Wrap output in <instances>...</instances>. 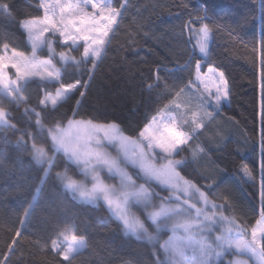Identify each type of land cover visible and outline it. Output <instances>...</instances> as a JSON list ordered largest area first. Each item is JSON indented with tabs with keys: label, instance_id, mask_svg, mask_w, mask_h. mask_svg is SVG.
Here are the masks:
<instances>
[{
	"label": "snow or ice",
	"instance_id": "snow-or-ice-1",
	"mask_svg": "<svg viewBox=\"0 0 264 264\" xmlns=\"http://www.w3.org/2000/svg\"><path fill=\"white\" fill-rule=\"evenodd\" d=\"M130 2L37 0L42 15H32L0 0V19L14 21L28 42L21 50L0 26V130L20 133L14 146L29 154V163L39 172L30 200L23 201L15 220L0 216V231L5 234L0 264H12L14 259L16 264H29L38 253L59 264H76L85 249L96 259L84 264H264V149L259 163L260 208L250 223L233 211L231 193L222 190L226 181L211 171H199L205 161L223 168L213 157L223 154L230 143L228 122L237 123L232 117L218 123L233 87L219 64L210 66L211 40L226 26L212 21L206 11L194 18L188 13L181 34L185 27L198 32L197 56L170 42L171 33L163 27L154 30L151 22L127 18ZM161 6L189 9L186 0H172L153 11ZM122 23L131 30L126 31L121 50L133 55L131 62L125 56L118 63V71L131 85L122 95L133 108L138 96H146L152 106L132 131L115 120L77 118ZM227 34L237 43L242 39L235 27L228 26ZM137 37L155 57L151 61L140 57L143 68L135 59L140 52ZM200 56L209 58L203 66L206 73ZM252 56L255 69V45ZM259 61V114L264 124V41ZM181 64L187 76L173 80L174 68ZM32 86L39 90L37 103L25 108V114L29 123L35 118L36 135L18 128L11 108L5 107L28 103L24 93ZM18 161L19 156L10 157L6 148H0V178L15 175ZM240 171L242 180L255 182L254 169L244 164ZM45 186L43 211L58 226L54 235L42 238L30 228ZM17 189L24 190L22 185ZM101 203L110 217L107 230L146 244L147 256L114 253L101 241L90 243L74 223L65 222L69 204L99 208Z\"/></svg>",
	"mask_w": 264,
	"mask_h": 264
},
{
	"label": "trees",
	"instance_id": "trees-1",
	"mask_svg": "<svg viewBox=\"0 0 264 264\" xmlns=\"http://www.w3.org/2000/svg\"><path fill=\"white\" fill-rule=\"evenodd\" d=\"M15 4L18 9H23L26 13L32 15H42V11L37 6V0H8ZM118 2V0H116ZM172 0H131L128 11L125 16L133 21L142 20L144 23L151 22L155 30L156 26L163 27L171 35L168 40L174 45H178L182 51L194 52L199 56L197 45L193 36V30L183 29L181 26L186 23L188 13H200L207 16L212 21L225 25V30L214 33L210 43L211 60L214 66L219 64L226 72L233 87L230 96V103H224L223 115L218 119L219 124H225L227 117H232L237 123L233 125L228 122L226 131L230 143L223 154L217 153L213 159L221 161L223 168H213L209 161L204 162V166L199 169L202 174L213 172L217 179L223 178L226 181V189L231 193L233 202V211L238 218L243 219L245 223H250L256 218V212L260 208L259 182L251 179L240 178L242 173L241 166L252 159L257 167L262 159L261 136L264 135V124L261 122L259 114L260 91H259V45L264 41V0H186L189 9L163 7L159 11H153V7L158 4H170ZM177 12L180 13L177 16ZM0 26L7 29L12 42L21 50L28 48V42L21 33L14 21L0 19ZM235 27L242 38L237 43L236 38H229L227 27ZM128 23H122L121 31L117 33V39L113 41L112 51H109L104 64L100 69L96 82L92 85L91 95L87 98L83 111L79 117L83 119H96L98 122H109L112 120L120 123L122 129L132 131L138 125L144 122L145 116L149 114L152 107L151 102L145 96L137 98L136 107L129 105L122 91L130 87L126 81V74L118 71V63L125 56L129 61L133 55L126 49L121 50L124 41L127 40L126 31H130ZM3 33L0 32V39ZM257 46V59L254 69L252 47ZM136 47L139 57H136V63L141 64L140 57L151 61L155 59L151 52L146 51L148 45L140 37H137ZM202 62V68L208 64V59L199 57ZM150 66V65H149ZM180 66L174 68L176 75L173 80H179L186 77L187 73L182 72ZM206 73V68H203ZM138 83V82H137ZM39 90L35 87H29L24 93L28 97V103L21 101L19 107L9 106L11 108V118L17 122L21 130L28 128L34 135L37 129L34 123H29L25 114V108L35 106ZM30 115V113L28 114ZM71 118V117H70ZM20 135L19 132L0 130V148H6L10 157L19 156L16 165V174L12 177L0 178V216L8 220H15L24 200H30L29 193L36 186L39 172L35 166L29 163L30 156L27 152H19L14 146L15 140ZM226 170V171H225ZM17 185L23 186V191L17 189ZM7 189V194L4 193ZM48 197V189L45 186L40 194L38 207L33 217L30 233L47 238L54 235L58 222H52L44 214V207ZM69 213L65 222L74 223L78 234H85L89 242L101 241L108 246L110 251L138 253L141 257L148 255V246L142 242L135 241L132 238L123 237L118 231L109 232L107 222L110 220L109 214L103 204L99 208H93L89 205L69 204ZM115 228V224L111 225ZM5 234L0 231V250L4 247ZM32 251H36L32 249ZM90 249H85L84 253L76 260V264H84L85 261L96 259L95 255H89ZM27 257V252H25ZM12 264H16L15 259ZM29 264H59L51 258L45 257L43 253H38L36 257L29 258Z\"/></svg>",
	"mask_w": 264,
	"mask_h": 264
},
{
	"label": "rangeland",
	"instance_id": "rangeland-1",
	"mask_svg": "<svg viewBox=\"0 0 264 264\" xmlns=\"http://www.w3.org/2000/svg\"><path fill=\"white\" fill-rule=\"evenodd\" d=\"M193 36L197 45V49H198V44L197 41L199 40V35L198 32L196 30H194L193 32ZM203 57V56H202ZM204 59H208V57H203ZM228 103V102H225ZM250 168L254 169L255 175H256V180L259 182L260 180V175H259V167H257L254 163V161L252 159H249L246 163ZM102 204V203H101Z\"/></svg>",
	"mask_w": 264,
	"mask_h": 264
}]
</instances>
